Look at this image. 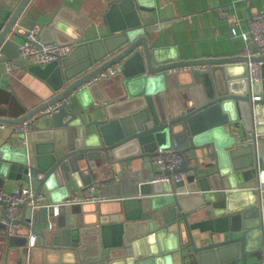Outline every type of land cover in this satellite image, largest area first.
I'll return each mask as SVG.
<instances>
[{
	"label": "water",
	"instance_id": "obj_1",
	"mask_svg": "<svg viewBox=\"0 0 264 264\" xmlns=\"http://www.w3.org/2000/svg\"><path fill=\"white\" fill-rule=\"evenodd\" d=\"M29 1L0 0V61L18 53L6 48L13 43L12 35L24 37L25 28L16 22ZM118 8L122 9L118 26H111L106 35L85 38L89 19L81 22L82 15L58 7L40 25V36L43 41H74L75 46L60 59L30 68L54 93L18 117L0 116V123H21L68 97L107 66L136 60L140 71L126 77L125 97L93 106L88 110L91 120L65 103L52 115L54 126H67L66 142L53 138L39 142L31 158L26 148L4 151L0 147V176L29 182L36 188L35 196L44 186L52 196L63 190L53 198L58 202L69 196L67 183L82 187L104 174L96 160L111 167L106 181L118 178L120 210L111 214L110 222L83 229L73 219L72 205L61 204L55 216L63 215L64 225L38 230L42 207L33 208L24 201L22 224L40 240L22 248L16 264H174V253L185 247L197 257V264H252L262 259L264 81L257 82L262 83L261 98L253 101L248 79H242L243 84L233 79L231 65L240 62L245 74L246 60H260L264 68V55L183 59L169 52L168 56L164 47L152 45L158 26L145 21L150 8L140 0H114L106 18ZM177 66L190 67L193 79L181 94L166 84L167 70ZM173 140L183 156L180 169L186 174L178 182H163V192L158 183L149 182L157 170L135 177V171L123 169L127 161L145 160L144 156ZM79 160H84L85 168ZM140 181L146 189L154 186L155 192L135 197ZM0 204L6 205L2 200ZM200 210L202 217L193 219ZM85 230L91 236L88 242L82 236ZM220 233L224 236L215 237ZM112 250H123V254L113 256Z\"/></svg>",
	"mask_w": 264,
	"mask_h": 264
},
{
	"label": "crops",
	"instance_id": "obj_2",
	"mask_svg": "<svg viewBox=\"0 0 264 264\" xmlns=\"http://www.w3.org/2000/svg\"><path fill=\"white\" fill-rule=\"evenodd\" d=\"M112 1L114 0H30L18 17L16 25L19 24L25 28H29L36 23L41 25L53 16L58 7L64 6L66 9L75 12V14L82 15L81 22L89 19L84 31L85 38L103 36L111 32V26L119 25L117 17L119 13L122 15V9L118 8L117 11H112L110 16L106 18V12L109 10V4ZM140 3L150 8L146 12L145 21L158 26L152 34V45L164 47L168 56L170 55L169 52H172L173 54L177 53L179 58L194 59L197 57L247 55L248 53L252 55L257 51L255 44L252 43H249V48L245 50L248 42L243 40L241 33L247 30L248 17L262 8L264 0H140ZM228 18L231 19L227 22ZM232 21L236 23L237 32L234 35L231 33L230 27ZM10 39L13 43L6 50L8 52L18 51L23 37L12 35ZM121 62L122 68L120 71L112 75L92 78L73 90L67 99L69 107L83 111L86 120H91L92 116L88 114V110L93 106L125 97L124 81L126 77L139 73L140 70L136 60L127 62L126 59H123ZM21 63L20 68L7 72L5 60L0 61V116L18 117L21 113L48 99L54 93L50 84L30 69L33 64L29 60L22 59ZM231 68L236 75L233 79H238L243 84L242 79L246 77V72L244 74L245 67L240 62H236L231 65ZM190 70V67L179 66L168 69L166 84L169 85V90H175L181 94V91L190 86L193 80ZM261 85L262 83H254L252 92L255 94L261 93ZM38 115L37 127L27 132V143L25 145L21 144L19 139L11 132L13 124L4 123V126L0 125V147H3L4 151L26 148L31 158L36 154L35 145L39 142L44 143L51 140V138L66 142L68 139L67 126H54L53 115ZM79 129L81 128L79 127ZM241 135L243 133H240L238 140H240ZM144 158L145 160L137 157L127 161V163L122 164L123 169L125 170L128 167L135 171L132 172L135 177L150 175L151 170H157V167L151 164L150 160H147V156H144ZM78 163L82 168L86 167L84 160H79ZM94 163L101 166L103 172H105L90 182L94 183L92 193H100L105 199L99 202H76L72 204L73 219L83 229L94 226L99 227L100 223L110 222L111 214L120 210V199H122L118 196L115 188V182L118 178L113 177L110 181L105 180L112 175L111 167L101 165L96 160ZM115 168L116 171L119 170L118 165H115ZM163 182H155L159 185V192L164 191ZM23 183L19 180L4 179L0 176V187L5 190H13ZM139 184L140 192L135 194V197H143L145 194L155 192L154 186L146 189L141 181ZM80 188L75 182L67 183L68 195H73ZM62 193L63 190H58L52 196L45 186L42 188L41 202H43V205L41 209L43 214H41L39 224L35 226L36 229H59L64 225V216H55L52 207V204L56 203L53 198ZM3 210L4 205L0 204V217ZM202 215V210H200L197 214L192 215V218L202 217ZM27 220L32 222L31 217ZM4 230L5 225L0 220V262L16 264L20 260L22 248L30 246L28 238L30 229L25 224L21 225L14 230V236L11 237L6 236ZM193 233L196 236L200 234L198 230H193ZM206 233L208 235L210 232L207 231ZM217 235L219 237L224 236L223 233L216 234L215 237ZM82 236L86 242L91 239L89 230H85ZM39 240L40 237H38L37 242ZM122 251L112 250L111 253L113 256H121ZM253 259L252 257L249 261L252 262ZM174 264H197V257L185 247L174 253Z\"/></svg>",
	"mask_w": 264,
	"mask_h": 264
},
{
	"label": "built area",
	"instance_id": "obj_3",
	"mask_svg": "<svg viewBox=\"0 0 264 264\" xmlns=\"http://www.w3.org/2000/svg\"><path fill=\"white\" fill-rule=\"evenodd\" d=\"M230 19L231 18H228L227 22ZM247 22V30L241 33L243 40L248 42L246 44L245 50L249 48V43H252L255 44L257 50L253 54L264 55V3L262 5V8L257 13L252 14L251 18ZM230 27L231 33L234 35L237 32L236 23L233 22ZM40 31V25L37 23L29 28H25L24 37L19 44L17 55L15 57H6L5 59L7 72H11L15 69L20 68V66L22 65V59H27L30 61V63L35 65L40 64L41 66H44L53 62L54 60L68 55L75 46L74 41L63 43L56 40L43 41L40 36ZM247 55L250 56L249 53ZM245 65V75L248 79L250 87H252L254 83L264 81V68L262 61L248 59L246 60ZM201 67L206 68L207 66L202 65ZM121 68L122 62H115L112 65L107 66V68L103 71L94 75L92 78L112 75L117 71H120ZM68 98L69 97L57 100L55 103L50 104L38 111L36 115L22 120L21 123L13 124L11 132L17 139H19V142L21 144L25 145L27 143V132L37 127L39 116L38 114L52 115L57 110H59V108L65 105V103H67ZM260 98L261 95L259 93L255 94L253 92V101ZM0 125L4 126V124L2 123H0ZM175 145L176 143L173 140L168 147L157 149L148 156L151 164L155 165L158 171L152 177H150L149 182L166 181L168 183H175L180 181V179H184L185 172L180 169L182 166L181 162L183 156L180 150L174 147ZM93 187L94 183H88L86 185H83L80 190L73 195H69L68 197L63 198L60 201L53 203L52 207L54 214H57L59 206L61 204L72 205L76 202H99L105 199V197L100 193H92ZM35 191V186L29 183L18 185V187L13 190H5L3 187H0V200L6 203L3 214L0 217V220L5 225L4 231L6 236H14V230L23 225L21 220L23 218V210L21 208V204L24 201H26V203L31 205L33 208H40L43 205V202H41L42 192L35 196ZM30 224H32V222H30ZM28 238L30 240V246L35 245L38 240L36 233L31 229ZM252 264H264V257Z\"/></svg>",
	"mask_w": 264,
	"mask_h": 264
}]
</instances>
